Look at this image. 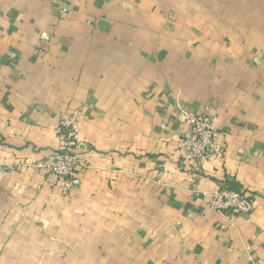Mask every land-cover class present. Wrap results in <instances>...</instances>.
Returning a JSON list of instances; mask_svg holds the SVG:
<instances>
[{"label":"crops","instance_id":"1","mask_svg":"<svg viewBox=\"0 0 264 264\" xmlns=\"http://www.w3.org/2000/svg\"><path fill=\"white\" fill-rule=\"evenodd\" d=\"M192 113L206 159L178 151ZM62 118L69 193L30 166ZM223 185L254 210L218 216ZM0 264H264V0H0Z\"/></svg>","mask_w":264,"mask_h":264},{"label":"built area","instance_id":"2","mask_svg":"<svg viewBox=\"0 0 264 264\" xmlns=\"http://www.w3.org/2000/svg\"><path fill=\"white\" fill-rule=\"evenodd\" d=\"M67 9H62L65 12ZM216 118L203 113H192L187 117V129L182 133L179 152L190 159H206L218 153L216 145ZM60 149L39 162L38 168L48 171L52 186H63L66 190L84 168L87 160L78 152V125L72 119L62 118L56 129ZM253 194L228 187L217 189L212 194L210 208L223 216L248 215L254 209Z\"/></svg>","mask_w":264,"mask_h":264},{"label":"rangeland","instance_id":"3","mask_svg":"<svg viewBox=\"0 0 264 264\" xmlns=\"http://www.w3.org/2000/svg\"><path fill=\"white\" fill-rule=\"evenodd\" d=\"M56 134H57V132H56ZM57 138H58V135H57ZM59 140V139H58ZM56 152V151H55ZM213 153H215V152H213ZM52 155V154H51ZM43 161V160H42ZM39 162H41V161H39ZM39 162H36V163H32L30 166H32V167H37L36 165L39 163ZM85 167V166H84ZM38 168V167H37ZM39 169H42V168H39ZM84 169V168H83ZM46 170V169H45ZM47 171V170H46ZM48 172V171H47ZM49 175V174H48ZM49 179H50V177H49ZM50 183H51V180H50ZM52 185V184H51ZM53 187H58V186H53ZM59 187H61V188H63V190L65 191V192H67V193H69L70 191H72V189H73V187L72 188H70L69 190H66L63 186H59ZM225 187H228V188H231V189H236V190H239V191H243V192H249V193H251L250 191H247V190H244V189H238V188H235V187H233V186H230V185H223L222 187H219V188H217V189H222V188H225ZM217 189H215V190H217ZM251 194H253V193H251ZM253 197H254V194H253ZM254 201H255V198H254ZM255 206V205H254ZM254 210V209H253ZM214 211V210H213ZM218 216H221V217H226V216H223L222 214H220V213H218V212H216V211H214ZM250 214V213H249ZM248 214V215H249ZM227 218H229V217H227ZM23 259V258H22Z\"/></svg>","mask_w":264,"mask_h":264}]
</instances>
